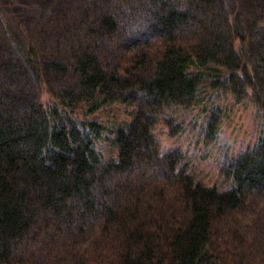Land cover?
<instances>
[{"label": "trees", "instance_id": "1", "mask_svg": "<svg viewBox=\"0 0 264 264\" xmlns=\"http://www.w3.org/2000/svg\"><path fill=\"white\" fill-rule=\"evenodd\" d=\"M209 65L264 114V0H0V264H264V144L219 190L154 133ZM113 102L135 116L104 160L70 112Z\"/></svg>", "mask_w": 264, "mask_h": 264}, {"label": "rangeland", "instance_id": "2", "mask_svg": "<svg viewBox=\"0 0 264 264\" xmlns=\"http://www.w3.org/2000/svg\"><path fill=\"white\" fill-rule=\"evenodd\" d=\"M99 51L106 56L104 48ZM94 54L100 57L98 53ZM220 72L222 75L225 73L221 68ZM204 73L207 79L199 88V102L189 108H178L175 118L171 111H167L165 122L174 121L175 127L174 123L168 126L159 122L154 133L160 151L178 148L185 154L191 174L197 181L226 190L234 184L226 167L232 157L264 144V114L249 100L237 102L231 93L223 89L208 88L215 79V66L209 65ZM44 94L43 103L47 105L50 103L49 96L46 92ZM85 108L79 107L70 114L75 119L97 122L102 127L98 135L101 142L99 152L106 159L115 158L118 150L108 137H114L119 127L127 128L131 124L135 116L134 107L128 103L113 102L103 104L92 113H87ZM215 112L217 114L213 115ZM89 132L97 134L95 127L89 128Z\"/></svg>", "mask_w": 264, "mask_h": 264}, {"label": "bare ground", "instance_id": "3", "mask_svg": "<svg viewBox=\"0 0 264 264\" xmlns=\"http://www.w3.org/2000/svg\"><path fill=\"white\" fill-rule=\"evenodd\" d=\"M181 107V106H180ZM116 138V135L114 136V137H108V139L109 140H114ZM99 140H100V138L97 140V143H101V142H99ZM253 149H255V148H253ZM253 149H248L247 151H251V150H253ZM247 151H245V152H247ZM245 152H241V153H239V154H237V155H234L232 158L233 159H237L241 154H243V153H245ZM183 155H184V159L186 158L185 157V154L183 153ZM104 160H106V158H103Z\"/></svg>", "mask_w": 264, "mask_h": 264}]
</instances>
